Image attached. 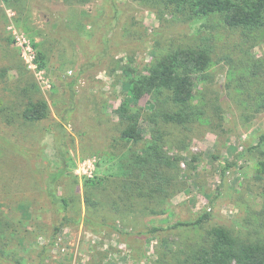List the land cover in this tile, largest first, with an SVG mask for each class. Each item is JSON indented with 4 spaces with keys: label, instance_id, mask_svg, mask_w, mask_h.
<instances>
[{
    "label": "rangeland",
    "instance_id": "rangeland-1",
    "mask_svg": "<svg viewBox=\"0 0 264 264\" xmlns=\"http://www.w3.org/2000/svg\"><path fill=\"white\" fill-rule=\"evenodd\" d=\"M158 1L0 0V264H177L213 227L245 238L256 226L264 204V179L257 177L264 111H246L228 86L239 38L216 19L173 15ZM217 30L213 66L194 78L195 101L205 97L214 108L211 124L179 129L165 147L182 158L183 188L163 212L141 205L110 210L103 191L86 181L116 180L141 149L120 139L117 109L132 102L130 81L171 50ZM243 54L264 60V35ZM28 99L47 103V119L21 121ZM157 105L152 94L137 102L145 140ZM54 176L51 186L69 201L66 213L46 193ZM86 194L128 235L62 225L65 214L85 216ZM205 213L201 227L177 226ZM153 227L162 229L150 234Z\"/></svg>",
    "mask_w": 264,
    "mask_h": 264
},
{
    "label": "trees",
    "instance_id": "trees-1",
    "mask_svg": "<svg viewBox=\"0 0 264 264\" xmlns=\"http://www.w3.org/2000/svg\"><path fill=\"white\" fill-rule=\"evenodd\" d=\"M7 2V0H4ZM164 8L171 9L173 15L183 17L216 19L226 34L238 36L235 50L241 53L236 65L228 76V86L238 103L247 110L264 111V60L244 56L247 45L254 44L264 35V0H159ZM217 31L202 34L188 46L178 47L154 61L148 73L133 78L130 82L132 102L117 109L119 122L124 126L120 139L130 145L142 144L141 149L132 154L123 165V174L114 181L87 180L91 190H101L109 202V209L115 212L133 210L137 206L161 209L167 200L183 188L179 176L181 157H173L165 150L167 140L177 130H188L193 125H210L209 114L214 111L212 103L205 97L195 101V76L208 74L214 63L219 39ZM36 57L44 67L43 55L34 44ZM234 50V51H235ZM208 76V75H206ZM209 77V76H208ZM144 94H152L158 99L156 109L148 116L153 125L150 139L145 140L140 131V112L137 102ZM212 109V110H211ZM216 109V108H215ZM49 108L42 99H28L20 119L32 124L47 119ZM191 129V128H190ZM261 139H264L262 137ZM183 139L178 143L182 144ZM229 163L225 167H229ZM226 168H223V174ZM59 176V175H58ZM258 179H264V160L257 167ZM52 178V179H51ZM46 188L49 201L62 213L67 211L69 201L58 195L50 182ZM108 182V183H107ZM86 214L70 217L64 215L62 225L83 223L93 232L109 231L128 235L117 229L112 219L100 215L99 202L86 194L84 199ZM159 212V213H160ZM66 213V212H65ZM209 214H203L193 223H179L177 226H202ZM2 220L0 219V228ZM162 228H151L152 234ZM148 233V232H147ZM253 237V238H252ZM177 264H264V204L259 213V221L249 237L235 236L230 230L216 226L207 231L195 250L190 251Z\"/></svg>",
    "mask_w": 264,
    "mask_h": 264
}]
</instances>
